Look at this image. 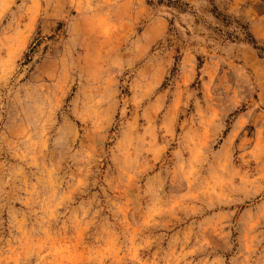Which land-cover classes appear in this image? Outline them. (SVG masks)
<instances>
[{"label":"rangeland","instance_id":"rangeland-1","mask_svg":"<svg viewBox=\"0 0 264 264\" xmlns=\"http://www.w3.org/2000/svg\"><path fill=\"white\" fill-rule=\"evenodd\" d=\"M0 264H264V0H0Z\"/></svg>","mask_w":264,"mask_h":264}]
</instances>
